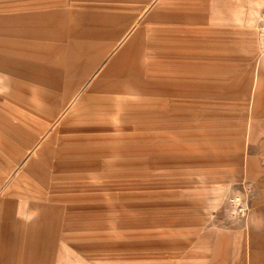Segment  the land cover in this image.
<instances>
[{"label": "rangeland", "instance_id": "rangeland-1", "mask_svg": "<svg viewBox=\"0 0 264 264\" xmlns=\"http://www.w3.org/2000/svg\"><path fill=\"white\" fill-rule=\"evenodd\" d=\"M153 16L112 13L113 26L108 28L20 30L21 35L40 32L64 41L49 44L48 57H65L70 52L68 69L45 71L37 61L0 54V99L9 105L0 108V127L7 134L14 120L16 144H21L16 158H9L3 156L7 143H1L0 197L10 194L18 212L24 200L20 196L35 192L26 188L29 182L42 181L45 195L63 197L65 212L97 213L105 219L106 228L109 223L106 242L113 256L144 264L166 259L173 246L187 241L182 232L173 231L178 222L167 219L184 213L189 196L183 187L160 182V170L170 161L213 151L220 144L224 149L234 146L239 130L246 154L249 127V109L230 77L209 78V91L193 93L185 108H178L183 102L175 99L171 107L155 108ZM80 17L103 19L104 15L80 13ZM0 47L8 51V46ZM36 50L28 46L26 53L35 57ZM76 56L84 60L76 61ZM79 64H85L88 75L81 86L69 85L72 75L81 70ZM68 73V85L53 89V80ZM45 79L48 87L36 86V81ZM103 80L106 93H92V87H87L90 81ZM23 86L31 95L30 103L20 100ZM13 159L15 163L10 164ZM29 166H37L38 173L31 174ZM247 201L242 194L233 196L228 200L229 210L247 213Z\"/></svg>", "mask_w": 264, "mask_h": 264}, {"label": "crops", "instance_id": "crops-1", "mask_svg": "<svg viewBox=\"0 0 264 264\" xmlns=\"http://www.w3.org/2000/svg\"><path fill=\"white\" fill-rule=\"evenodd\" d=\"M127 12L155 13V108L171 107V99L185 108L193 93L209 91V78L230 77L249 109L246 154L239 130L234 146L224 149L220 144L213 151L170 161L158 173L160 182L183 187L189 199L184 213L167 219L178 222L173 231L182 232L186 243L173 246L155 264H264V0H0V46H8V51L0 47V54L37 61L45 71L64 68L70 52L48 57V45L64 41L40 32L21 35L20 30L108 28L112 13ZM80 13L104 18H81ZM28 46L37 48L35 57L26 53ZM80 66L72 83L68 73L54 79L52 88L81 86L88 72L85 64ZM96 82L87 84L92 93L108 91L105 80ZM35 84L49 86L47 79ZM23 87L20 100L30 103ZM8 106L0 99V108ZM13 121L7 134L0 127V153L1 143H7L3 156L9 158H16L21 145L16 144ZM29 172L37 174V166H29ZM34 182L26 188L38 194L18 195L24 196L18 212L10 194L0 197V264H144L113 256L106 242L111 228L100 214L65 212L63 197L45 195L42 181ZM238 194L248 197L247 213L229 210V198Z\"/></svg>", "mask_w": 264, "mask_h": 264}]
</instances>
